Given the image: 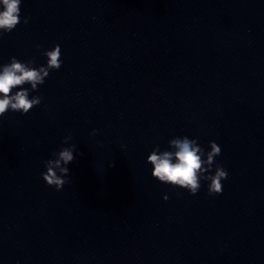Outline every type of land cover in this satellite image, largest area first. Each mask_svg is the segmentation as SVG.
<instances>
[{"label": "clouds", "instance_id": "9594fccd", "mask_svg": "<svg viewBox=\"0 0 264 264\" xmlns=\"http://www.w3.org/2000/svg\"><path fill=\"white\" fill-rule=\"evenodd\" d=\"M20 5L21 0H0V9H2L0 10V39L3 34L12 32L21 22ZM29 19L30 17H25L23 23L27 24ZM37 47L40 46L37 45ZM43 55L47 57L45 66L35 67L34 58L23 62L16 57H11L9 63L0 65V118L9 111L27 114L41 103L43 98L30 97V92L36 91L51 71L59 70L62 66L61 48L58 44L51 50L43 52ZM24 85L30 87L25 88ZM14 89L19 90L13 91ZM70 140H72L71 135L66 136L63 143L68 144ZM209 146L211 150L205 153L196 139H189L187 136L172 138L169 141L171 151H161L157 146L147 156V162L152 165V177L174 188L187 190L191 195L199 192L201 181H209L208 195L222 194L221 181L227 179L228 172L221 165L216 164L215 173L211 174L214 158L221 154V148L213 141H209ZM74 152L75 145H70L51 153L53 158L44 162L46 171L41 173L47 186L60 191L65 184L69 183L70 170L67 165L75 160ZM163 199L167 201L168 195H164Z\"/></svg>", "mask_w": 264, "mask_h": 264}]
</instances>
